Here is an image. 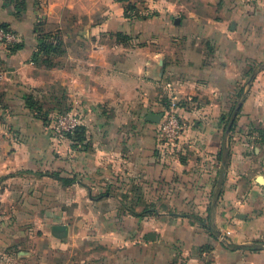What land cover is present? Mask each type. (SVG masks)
I'll return each mask as SVG.
<instances>
[{"label": "crops", "instance_id": "obj_1", "mask_svg": "<svg viewBox=\"0 0 264 264\" xmlns=\"http://www.w3.org/2000/svg\"><path fill=\"white\" fill-rule=\"evenodd\" d=\"M0 21L21 36L0 45L1 110L40 92L85 128L65 208L29 231L0 216V264H264V0H0ZM45 33L61 43L49 62ZM168 81L188 128L162 159L151 117ZM30 156L1 150L0 176L37 172Z\"/></svg>", "mask_w": 264, "mask_h": 264}, {"label": "rangeland", "instance_id": "obj_2", "mask_svg": "<svg viewBox=\"0 0 264 264\" xmlns=\"http://www.w3.org/2000/svg\"><path fill=\"white\" fill-rule=\"evenodd\" d=\"M39 94L43 95L40 92ZM39 94L25 97L26 107L19 101L15 104L18 109L7 107V111H2L0 108V151H8L9 156L18 149L29 151L32 153L31 167L37 169V172H10L6 178L4 175L0 176V216L13 215L10 219L14 218L17 228L23 231L36 228L35 213L39 219L44 216L46 210L57 212L65 208L62 204L65 185L54 175L59 173L65 176L72 163L69 156L80 152L81 146L84 145L72 138H62L55 132V120L68 109L63 106H51L48 97L43 95L39 98ZM32 175L41 179L52 178L50 181L56 180L57 186H52L53 182L47 184V180H24ZM50 185L54 198L48 200L45 191ZM39 194L42 196L39 197ZM127 210H130L129 207ZM121 211L123 212V208Z\"/></svg>", "mask_w": 264, "mask_h": 264}, {"label": "built area", "instance_id": "obj_3", "mask_svg": "<svg viewBox=\"0 0 264 264\" xmlns=\"http://www.w3.org/2000/svg\"><path fill=\"white\" fill-rule=\"evenodd\" d=\"M248 7L254 8L259 6L260 0H242ZM21 42V36L12 28L5 26L0 21V45L9 48ZM3 70L2 61L0 58V73ZM166 92L161 103V114L157 123L156 137L158 148L162 159L171 156L178 148V143L185 134L188 123L183 119L180 108L183 99L175 90L171 81L165 83ZM81 125L79 114L73 110H67L60 114L54 123L55 132L62 138H70L69 134H74ZM263 184L261 186V194L264 198V162L260 168ZM197 264H215L209 255L206 253L204 259Z\"/></svg>", "mask_w": 264, "mask_h": 264}, {"label": "trees", "instance_id": "obj_4", "mask_svg": "<svg viewBox=\"0 0 264 264\" xmlns=\"http://www.w3.org/2000/svg\"><path fill=\"white\" fill-rule=\"evenodd\" d=\"M127 11H128V16L131 17L132 19L140 16V14L138 13V10H136V7L132 3L128 5ZM39 38L40 39H39L37 48L39 52L43 54L44 57H46L44 61L49 62V57L51 55L57 54L61 50L60 39L57 35L51 34V33L41 34ZM18 46H19V43L14 45L13 47H9L8 49L14 50L18 48ZM238 112H239L238 109H233L231 113L229 114L230 121H232V124L230 125L231 129L233 128L234 122L236 121V115L238 114ZM252 132L255 133V134L252 133V135L256 138V141L264 145V130L253 129ZM68 137L72 138L76 142H81L85 137V128L82 125H80L78 129L76 130V132L73 135L69 134ZM54 177L60 180L65 186H69L77 180L76 177L71 178L68 176H61L59 173H55ZM207 218H209V216ZM200 223L203 226L206 225V221L203 220V218L200 219ZM207 228L210 229L209 227ZM204 249H207V248H204Z\"/></svg>", "mask_w": 264, "mask_h": 264}, {"label": "water", "instance_id": "obj_5", "mask_svg": "<svg viewBox=\"0 0 264 264\" xmlns=\"http://www.w3.org/2000/svg\"><path fill=\"white\" fill-rule=\"evenodd\" d=\"M161 116H162L161 113H159V114H157V115H152L151 119H152L153 121H155V122L158 123L159 120H160V117H161ZM55 230L58 231V232L66 231V226H64V225H57V226H55Z\"/></svg>", "mask_w": 264, "mask_h": 264}]
</instances>
